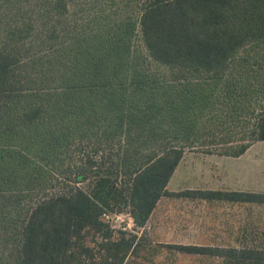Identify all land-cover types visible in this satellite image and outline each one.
Here are the masks:
<instances>
[{
    "label": "trees",
    "instance_id": "trees-1",
    "mask_svg": "<svg viewBox=\"0 0 264 264\" xmlns=\"http://www.w3.org/2000/svg\"><path fill=\"white\" fill-rule=\"evenodd\" d=\"M128 4L134 20L78 21L70 0H0L1 264H126L165 196L264 204V192L168 189L187 150L237 157L264 141L250 55L264 45V0ZM109 212H128L141 235ZM165 246L264 264L261 247Z\"/></svg>",
    "mask_w": 264,
    "mask_h": 264
},
{
    "label": "rangeland",
    "instance_id": "rangeland-1",
    "mask_svg": "<svg viewBox=\"0 0 264 264\" xmlns=\"http://www.w3.org/2000/svg\"><path fill=\"white\" fill-rule=\"evenodd\" d=\"M70 0V8L78 21L102 13L115 18H135L134 6L128 0ZM103 21H107L103 17ZM95 25L96 22L91 23ZM138 48L140 37L137 29L131 37ZM137 53V52H136ZM251 59L262 63L264 75V45L255 47ZM258 65L255 64V67ZM251 106L264 105V92L256 96ZM187 188L248 190L264 192V141L254 143L241 156H227L199 150H187L169 181L168 189L180 191ZM104 219L117 230L138 232L128 212L105 214ZM140 255L130 256L126 264H222L221 258L179 252L165 244H202L222 246H250L264 248V204L233 201L201 200L182 197H162L147 225ZM158 247L160 252L152 249ZM1 264V260H0Z\"/></svg>",
    "mask_w": 264,
    "mask_h": 264
},
{
    "label": "crops",
    "instance_id": "crops-1",
    "mask_svg": "<svg viewBox=\"0 0 264 264\" xmlns=\"http://www.w3.org/2000/svg\"><path fill=\"white\" fill-rule=\"evenodd\" d=\"M243 155V154H242ZM241 156V155H240ZM260 192H262V191H260Z\"/></svg>",
    "mask_w": 264,
    "mask_h": 264
}]
</instances>
